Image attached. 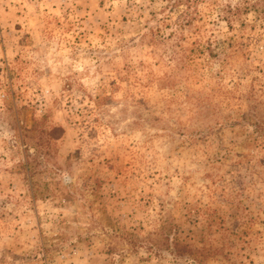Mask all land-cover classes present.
<instances>
[{"label": "rangeland", "instance_id": "obj_1", "mask_svg": "<svg viewBox=\"0 0 264 264\" xmlns=\"http://www.w3.org/2000/svg\"><path fill=\"white\" fill-rule=\"evenodd\" d=\"M0 264H264V0H0Z\"/></svg>", "mask_w": 264, "mask_h": 264}]
</instances>
